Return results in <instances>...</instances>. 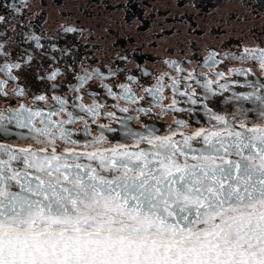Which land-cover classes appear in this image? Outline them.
<instances>
[{"label":"snow or ice","instance_id":"6c2138e0","mask_svg":"<svg viewBox=\"0 0 264 264\" xmlns=\"http://www.w3.org/2000/svg\"><path fill=\"white\" fill-rule=\"evenodd\" d=\"M29 7L0 3V39L32 49L0 42V264H264V43L159 72L115 45L96 66L59 43L84 29L37 34Z\"/></svg>","mask_w":264,"mask_h":264},{"label":"rangeland","instance_id":"374dc122","mask_svg":"<svg viewBox=\"0 0 264 264\" xmlns=\"http://www.w3.org/2000/svg\"><path fill=\"white\" fill-rule=\"evenodd\" d=\"M55 4L102 34L108 44L120 42L154 55L177 46L188 48L193 39L203 45L240 38L248 44L264 43L261 0H56Z\"/></svg>","mask_w":264,"mask_h":264},{"label":"flooded vegetation","instance_id":"af4514ba","mask_svg":"<svg viewBox=\"0 0 264 264\" xmlns=\"http://www.w3.org/2000/svg\"><path fill=\"white\" fill-rule=\"evenodd\" d=\"M56 0H30L31 7L24 11V16L28 18V23L33 26V30L40 34L41 31L47 34V36L52 37L60 31L62 26H78L84 29L82 35L73 37L71 34H65L63 38L60 39L59 43L65 45V41L71 44H75L78 51L76 52L77 57L87 55L90 57V62L100 66L108 59H113L117 55V50H114L115 45H120L118 49L119 52H123L125 48L132 52L135 59L132 63L128 64V68H134L135 64H140L143 67L148 68L150 71L159 72L164 69L165 66L160 63L162 59H194L202 62L207 55L209 49L225 50V51H237V45L241 44L242 39H235L234 42L231 40H220L218 43H199L198 40L193 39L188 45V48H181L177 46L175 48H170L165 50L160 55H154L151 52L144 50L143 48L133 49L131 47H123L120 42H113L108 44L105 37L102 34L95 33L94 30L87 28L83 21L73 18L72 14L65 10H58L55 4ZM10 0H0V3H8ZM19 3V0H16ZM0 13L8 15V10L0 8ZM9 36L15 31V29H6ZM0 42L4 43L8 50L13 53L15 59H20V54L27 49L29 52L32 49L27 44H19L16 38L8 39L4 37L0 39ZM89 49L91 51H89ZM100 49V50H98ZM59 55V54H56ZM72 61H64L61 59V70L63 71L67 66V63ZM99 62V63H97ZM118 62V61H117ZM51 62L44 56H40L39 59L33 61L30 69L26 68L21 73V83L26 86V89L30 93L39 94L44 92L50 86L44 81L40 80L39 77L45 75L46 71L51 69L48 65ZM44 65V67H39ZM231 66V65H230ZM76 70L79 71V64L76 62ZM72 80L74 82V77L71 72L66 73V79L60 81V87L57 90V94H67L71 96V93L67 90L68 81ZM95 87V85H93ZM15 103V101H13ZM211 106L217 111L221 109H229L230 106L221 103L217 100L212 103ZM163 124L164 122H160Z\"/></svg>","mask_w":264,"mask_h":264}]
</instances>
